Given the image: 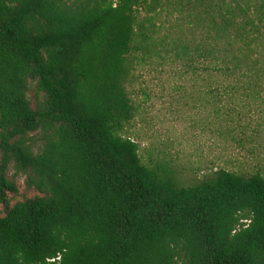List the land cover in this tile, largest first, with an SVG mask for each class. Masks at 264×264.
<instances>
[{
    "label": "trees",
    "instance_id": "obj_1",
    "mask_svg": "<svg viewBox=\"0 0 264 264\" xmlns=\"http://www.w3.org/2000/svg\"><path fill=\"white\" fill-rule=\"evenodd\" d=\"M167 67L264 100V0H0V264H264V160L187 184L130 136Z\"/></svg>",
    "mask_w": 264,
    "mask_h": 264
},
{
    "label": "rangeland",
    "instance_id": "obj_2",
    "mask_svg": "<svg viewBox=\"0 0 264 264\" xmlns=\"http://www.w3.org/2000/svg\"><path fill=\"white\" fill-rule=\"evenodd\" d=\"M173 70L139 73L136 100L143 108L129 132L143 161L172 163L187 184L221 168L253 172L264 160V100L237 99L231 108L238 111L217 117L202 82L179 80ZM17 182L22 196L34 195L26 191L25 178Z\"/></svg>",
    "mask_w": 264,
    "mask_h": 264
}]
</instances>
